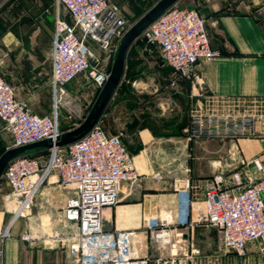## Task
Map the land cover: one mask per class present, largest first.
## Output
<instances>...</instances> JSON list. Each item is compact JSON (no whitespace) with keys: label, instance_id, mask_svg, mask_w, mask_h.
Masks as SVG:
<instances>
[{"label":"crops","instance_id":"1","mask_svg":"<svg viewBox=\"0 0 264 264\" xmlns=\"http://www.w3.org/2000/svg\"><path fill=\"white\" fill-rule=\"evenodd\" d=\"M113 1L126 5L131 0ZM145 1H151L152 6L157 0ZM186 3L203 17L210 46L220 56L200 60L198 77L185 80L177 77L157 47L146 45L140 37L130 45L121 78L124 89L118 95L116 91L113 93L101 118L106 116L124 129L123 142L140 180L134 186H125L129 195L107 210L106 227L132 231L131 247L139 257L173 254L177 264H228L221 231L205 222L202 197L189 200L174 190L168 199L162 192L165 188L162 180L152 175L163 170L183 177L186 174L182 167L190 166L188 176L199 187V196L204 182L216 174L224 177L226 185H231L230 174L234 170L241 171L244 177L260 178L262 173L255 169L252 160L256 158L264 168V117L254 123L258 133L254 137L234 140L205 137L191 143L185 136L187 124L179 123L184 111L176 117L163 118L147 110L157 100H161L158 104L163 107L165 98L167 105L174 97L181 98L184 108L188 104L204 105L208 97H264V0H186ZM186 3L177 2L187 7ZM60 10L59 15L67 20ZM56 13L54 0H0V20L9 15L16 19L15 25L0 31V69L12 85L15 97L38 115L49 112L38 104L42 83L48 87L49 108L51 104L48 81ZM93 48L98 52L94 45ZM47 60L48 70L42 66ZM144 92H153V96L138 101L136 98L141 97L138 93ZM119 103H123V115L117 112ZM141 111L146 112L139 115ZM9 137L12 143L10 134ZM73 194L74 188L63 185L58 175L52 173L37 193L27 217L11 220L0 199V232L8 225V235L0 240L2 264H79L73 250L78 225L67 220L63 212L66 199ZM158 231L167 234L160 237L156 235ZM23 234L30 239L23 240ZM246 250L247 257H238L240 264H264V242L249 243Z\"/></svg>","mask_w":264,"mask_h":264},{"label":"built area","instance_id":"2","mask_svg":"<svg viewBox=\"0 0 264 264\" xmlns=\"http://www.w3.org/2000/svg\"><path fill=\"white\" fill-rule=\"evenodd\" d=\"M54 5L57 13L50 46L49 112L34 113L26 102L15 97L12 85L0 75V120L11 136L9 147L44 139L52 143L45 154L22 155L6 165L2 175L8 191L2 195L1 204L11 220L27 217L43 183L56 173L63 185L74 188L63 212L67 220L78 225L73 250L79 264H177L173 254L137 256L131 247L132 231L106 227L107 210L129 195L124 185H132L139 178L122 131L107 134L97 123L83 138L55 145L62 132L57 114L67 85L87 73L101 88L110 71L105 62L113 57L118 40L133 22L113 0H54ZM60 8L65 9L70 21L59 15ZM140 37L146 45L159 49L179 78L196 79L200 60L220 56L210 46L200 13L177 3L160 14ZM204 107L213 112L203 118L193 115L194 135L251 136L256 118L264 117V97H208ZM252 163L262 173L260 178L244 177L234 170L231 185H226L224 177L216 174L204 182L200 196L199 187L188 175L172 181L174 190L189 200L202 197L205 222L221 231L222 247L241 259L249 243L264 242V168L256 158ZM166 234L156 233L160 237ZM7 235L8 225L0 232V240ZM21 238L30 239L27 234ZM2 256L0 244V264Z\"/></svg>","mask_w":264,"mask_h":264},{"label":"rangeland","instance_id":"3","mask_svg":"<svg viewBox=\"0 0 264 264\" xmlns=\"http://www.w3.org/2000/svg\"><path fill=\"white\" fill-rule=\"evenodd\" d=\"M150 5H151V1L147 2L145 0H143V1L142 0H135V1L131 0L130 2H127L126 5H120V6L123 9V11L126 12L128 19L134 23L146 10H148L151 7ZM60 13H61V15H63V13H64L66 15L65 16L66 19L67 20L69 19L68 15L64 9L61 8ZM15 21H16V19L13 18V15H9V17H5L3 20H0V31L5 30L6 27L10 28L11 25H15L16 24ZM112 60H113V57L111 59H109L107 62H105V65H107V68L108 67L111 68ZM48 62L49 61L47 60L45 62V64L42 65L46 70H48V68H49ZM0 75L3 77L5 76L4 72L1 69H0ZM182 79H184V78H182ZM123 83H124V81H122V79H121L117 88L115 89V91H116L115 95H118L122 91V89H124ZM67 89L72 90L73 93H71L69 90L68 91L69 93H66V95L64 96L63 100L61 101V103L59 105L58 114H57V126L60 130H64V129H67L69 127L76 126V124L78 125L84 119V117L87 114L91 104L93 103L94 99L96 98L100 88H97L95 86L92 79L88 76L87 73H82L79 76H77L72 82H70L69 85H67ZM152 89L153 88L151 87L150 91H152ZM152 93L151 92L150 93H148V92L147 93L146 92L138 93V96H141V97L136 98V99L139 101L145 97L146 98L150 97V95L153 96ZM37 95H38V99L40 101V103H38V104L44 105L45 111L47 109L50 110V108L48 107L49 91H48V87H47V85H45V83H42V87L38 90ZM153 100H155V98H153ZM160 101L161 100L153 101L151 104L150 110H147V111L150 114L152 113L153 115L161 114L163 118H165V117L171 118L173 116L176 117V115H179V113L181 111L182 112L184 111L183 114L181 115V117H179V123H180V126H186V124H187V132H186L185 136L188 139H190L189 141L191 143L193 141H199L200 139H203L205 137L213 138V139L217 138V139L234 140L238 137H254L255 135H258L257 132H254V134L251 136H240V135H234V136L213 135L212 136V135H206V134L194 135L192 133L193 115H200V118H203L204 115L212 114L213 110L207 109L208 107H204L203 104L201 106H198V105L194 106V105L188 104V106H185L183 108V107H181L182 105L180 104V101H181V103L183 102V104H184V100H182L181 98L178 99L176 97L169 100L168 105L166 103H164L165 101L167 102V100L165 98V101L163 102V105H162L163 107H161L158 104V103H160ZM119 104L120 105L117 106V112H120V115H123V111H124L123 110V103H119ZM157 104L159 106H157ZM50 107H51V104H50ZM77 111L78 112L80 111V114L78 113V115H77ZM145 112L146 111H144V112L141 111V113L139 115L145 114ZM257 120H261V118H256L255 122ZM261 121H263V120H261ZM98 125L103 130H105L107 133L113 132V130H115L114 133H109V134H116L119 131H122L124 133V129L119 124L110 120L106 116H103L99 120ZM0 129L2 131V132H0V151H1L3 148H5V150H6L9 147L11 140H10L8 131L4 128V123H2L1 121H0ZM162 168H164V167H162ZM182 169L186 175L190 174V166H184V167H182ZM164 175H167V176H164ZM152 176L158 180H162V183L165 186V188L163 189L162 192H163V194H165L166 197H168V199H170L169 197L173 196V194H174V188L172 186V181H173V178H175V176H174L173 172L170 173V171H168V173H167V172H163V170H162L159 173L158 172L153 173ZM139 180H140V176H139L138 180L135 183H133L131 186L136 185L139 182ZM125 186H127V185L125 184L124 187ZM128 186H130V185H128ZM5 192H7L6 184H5V180H4L3 175H1V177H0V199ZM227 254H228V264H240L238 261V255L235 252L228 251ZM247 254H248V252L246 250L245 257H247ZM255 259L257 260V256L255 257Z\"/></svg>","mask_w":264,"mask_h":264},{"label":"water","instance_id":"4","mask_svg":"<svg viewBox=\"0 0 264 264\" xmlns=\"http://www.w3.org/2000/svg\"><path fill=\"white\" fill-rule=\"evenodd\" d=\"M179 0H157L146 10L118 40L109 71V75L91 104L84 119L74 128L61 132L56 138L55 145L63 146L83 138L100 120L124 72V64L130 45L141 36L142 32L167 8ZM186 3V0H185ZM190 8L191 5L187 4ZM50 139H44L26 145L9 147L0 154V177L6 165L16 157L27 155L34 149L51 146Z\"/></svg>","mask_w":264,"mask_h":264},{"label":"trees","instance_id":"5","mask_svg":"<svg viewBox=\"0 0 264 264\" xmlns=\"http://www.w3.org/2000/svg\"><path fill=\"white\" fill-rule=\"evenodd\" d=\"M120 6V5H119ZM121 7V6H120ZM125 12V11H124ZM126 14V12H125ZM62 131V130H61ZM5 151V148H3L1 151H0V154ZM46 153V150L45 148H38V149H34L32 150L30 153H28L27 155H30V156H36L38 154H45Z\"/></svg>","mask_w":264,"mask_h":264}]
</instances>
